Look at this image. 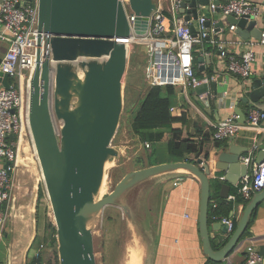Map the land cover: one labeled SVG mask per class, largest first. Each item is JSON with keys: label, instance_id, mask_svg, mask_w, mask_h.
<instances>
[{"label": "water", "instance_id": "water-1", "mask_svg": "<svg viewBox=\"0 0 264 264\" xmlns=\"http://www.w3.org/2000/svg\"><path fill=\"white\" fill-rule=\"evenodd\" d=\"M31 1L24 0L23 6ZM198 4L206 5L208 0L183 1L179 16L196 20ZM187 5L192 7L191 11L186 12ZM155 7V0H129L127 7L123 0H38V27L40 32L46 33L47 45L43 60L38 48L30 80L29 125L55 218L60 264H97L92 226L96 217L134 186L159 174L185 169L200 179V235L205 254L218 263L227 259L243 240L254 209L264 199L263 188L246 205L234 231H229L224 222L216 223L218 230L230 236L215 250L210 234L212 175L225 182L220 196L227 198L231 186L238 187L254 165L264 161L262 148L257 158L246 164L244 157L249 147L233 142V136L227 143L218 142L211 151L214 174L211 164L203 159H199L203 168L186 160L153 164L127 172L109 194L98 198L106 175V162L120 156V149L112 142L124 110V78L128 64L125 40L132 34L128 12L135 16V32L144 34ZM227 19L237 25L235 32L241 39L261 38L264 28L254 17L228 16ZM219 25L224 27V21ZM191 30L195 35L194 23ZM140 49L143 53L148 51L146 45ZM213 57L200 55L197 61L212 62ZM200 70L204 71V66ZM9 78L8 73L0 70L4 87H10ZM216 84V81L210 85L205 82L194 90L202 94L212 86L217 93ZM240 100L247 105L246 110L255 106L264 111V66L261 72L252 74ZM246 110L235 109L241 122L247 120ZM56 120L62 122L59 130ZM9 137L15 138L14 134ZM263 142L261 138L256 146L263 147ZM121 208L129 215L127 205L122 204ZM260 253L264 258V244L260 246Z\"/></svg>", "mask_w": 264, "mask_h": 264}, {"label": "built area", "instance_id": "built-area-1", "mask_svg": "<svg viewBox=\"0 0 264 264\" xmlns=\"http://www.w3.org/2000/svg\"><path fill=\"white\" fill-rule=\"evenodd\" d=\"M24 0H0V39L8 44V48L0 62V70L8 73L13 79L10 87L0 89V242L3 240L4 230L9 218L8 203L12 198L13 172L17 165V140L23 133L30 130L29 100L30 80L37 63V51L41 48V57L44 59L47 45V35L39 31L38 0H32L23 6ZM185 0H155L156 7L150 15L148 28L144 34H137L134 30L135 16L128 11V19L132 29L131 37L125 40L128 51L131 44L148 47L149 61L145 68V78L152 86L174 85L183 86L187 93L188 86L195 88L202 83H210L221 78L217 71L211 76L201 77L197 74L198 67H206V60L198 62V53L201 56L213 55V51H201L196 48L198 44L209 42L219 51L225 59V68L228 73L241 80L243 90L250 84L252 74L256 73L254 64L258 58L257 45H264V29L260 39H239L226 41L222 37L224 27L219 25L220 20L215 14L223 17L252 16L259 19L264 3L251 0H225L216 3L208 0L203 5L213 16L201 14L198 18L185 20L184 15L179 16L182 2ZM125 7L129 0H123ZM186 12L192 7L187 5ZM222 17V18H223ZM196 26V34L191 30V24ZM170 28L173 33L170 34ZM237 25L230 23L229 30L235 31ZM219 35V37H218ZM41 41V46H39ZM235 42L245 49L241 54L230 49L229 43ZM206 69V68H205ZM208 92V91H207ZM207 92L203 94H208ZM202 94V95H203ZM264 111L251 106L247 110L246 122L240 121V115L231 113L224 119L212 124L213 140L220 142L236 133L242 128H255L264 132ZM31 132V131H30ZM10 134L15 138L11 139ZM144 147L150 148L151 143L146 141ZM251 156L244 161L250 164ZM264 188V161L255 164L252 173L245 175L238 185L239 194L249 200ZM230 200L235 195L228 196ZM213 219L228 225L229 231L236 228L233 218L219 214V203L212 200ZM42 247V245L40 246ZM246 264H262L264 258L260 253L254 239L246 247ZM211 264V263H210ZM218 264H231L227 259Z\"/></svg>", "mask_w": 264, "mask_h": 264}, {"label": "crops", "instance_id": "crops-1", "mask_svg": "<svg viewBox=\"0 0 264 264\" xmlns=\"http://www.w3.org/2000/svg\"><path fill=\"white\" fill-rule=\"evenodd\" d=\"M251 1L264 3V0ZM198 9L201 14L205 13L210 15V17L213 16L211 12L201 4H198ZM214 16L220 21L223 20L225 23V31L222 32L223 34L220 38L226 41H235L239 39L235 31L229 30L230 22L227 17H223L220 14H215ZM258 21V25L264 28V8L261 11V16ZM171 33H173V28H170V34ZM211 45L204 43L203 45L198 44L196 47L201 49V51L211 50L214 55L212 62L206 60V69L204 68V71H201L200 67H198L199 73L197 74L201 77H206L218 71L221 78L216 81L217 93L213 91L212 86L208 91L209 93L207 92L208 94L202 93V95L195 91L198 98L197 103L191 101L190 105H186L188 107L189 120L184 127V135L191 136L196 140H201L205 137V142L204 149L199 156L189 154L185 156L184 160L194 162L199 167L203 168V163L199 162V159H203L204 162H209L211 164L212 174H214L215 164L213 160L210 162V153L218 142L213 140L212 133L214 127L212 124L226 118L231 113H236L235 109L237 107L246 110L247 105L240 100L244 96L241 80L237 76L228 73L225 68V59L219 55V51L215 46L211 49ZM229 46L232 51L238 54H241L245 49L235 42L229 43ZM7 48L8 44L0 39V58L3 57ZM256 51L258 53V58L254 64V68L256 73H259L264 66V45H257ZM200 55L201 54L198 53V56ZM9 81L11 83L13 79L9 78ZM211 83L212 82H210L209 85ZM3 87V81L0 80V89ZM205 95H208L209 99H203ZM182 105L185 104H183L177 94L174 98V106L181 107ZM233 137V142L249 147V152L246 154L247 157L251 156L252 158H257L260 150L264 148V144L263 147L256 146V143L261 138L264 140V132H258L255 128H242L238 133L233 135ZM21 138V140H17V148L19 149V144L24 140L22 143L26 144L28 150L30 148V142L27 139V133H23ZM228 141H230V137L220 142L227 143ZM154 147L157 149L156 157H154L155 160L150 161L149 158L146 157L145 164L142 167L165 162H174L169 154L166 140L155 144L151 142V147H144V149H151ZM250 173H252V171H250L249 174ZM211 178V202L212 200H217L218 203L220 201L226 202L227 208H219V214L233 218L237 226L246 205L252 198L249 200L243 198L238 192V187L234 185L231 186L229 195H235L236 198L234 200H230L229 197L223 198L220 196V189L221 185L225 182L221 181V178L218 180V178H215L213 175ZM139 184L134 186V188L137 187V190L134 192L131 203L125 202L124 200L122 202V204L128 206L129 210L128 215L124 213V210L121 208L123 216L127 219L126 223L129 230V239L126 244L127 253L122 264H128L127 260L130 249H135L139 254L140 260L138 264H210L209 258L204 252L203 241L200 235V179L188 170L179 169L150 177ZM32 188L33 192L30 194L33 197L32 204L34 207L32 206V210H29L25 205L26 196L21 195L18 197V202L15 203L16 208L12 209L11 212L9 211V217L13 214L12 222L16 224L15 228L12 224V236L13 232L17 236L19 235V233H17L18 231L21 232L26 228L27 222L25 216L27 214L33 218V229H35L41 186L37 188L35 183ZM23 205L25 206L23 207ZM212 215L213 210L210 204L211 243L213 248L218 250L223 246L224 242L228 240L230 234L217 229L216 223L218 220L213 219ZM32 232V238L26 250L23 252L21 251L24 247L20 249V253H13L11 250L13 249V245L12 242H10V249H8V264H12V261H15L16 264H25L28 249L35 231L33 230ZM244 234L245 237L242 238L243 240L227 258L231 264H246V247L251 239L255 240L259 250L260 246L264 244V199L254 209ZM13 240L11 239V241ZM24 246H26L25 242ZM17 260H20V263H17ZM262 264H264V260Z\"/></svg>", "mask_w": 264, "mask_h": 264}, {"label": "rangeland", "instance_id": "rangeland-1", "mask_svg": "<svg viewBox=\"0 0 264 264\" xmlns=\"http://www.w3.org/2000/svg\"><path fill=\"white\" fill-rule=\"evenodd\" d=\"M148 61V54L141 52L140 46L132 43L131 48L128 51V64L124 78V110L130 106L126 99V94L129 93V96L130 94H133L132 102L135 103L133 106L135 109V107L139 106L140 98L146 87L151 86L145 80V68ZM176 88L177 94L179 95L183 104L190 105L191 101L197 103L198 98L192 86H188L187 93L185 92L183 86H176ZM124 110L123 112H125ZM61 124V121L56 120V126L58 130L60 129ZM120 124H123V127L119 133L117 131L118 134L116 133L112 142L113 146L120 149V156L113 157L114 166L109 168L106 172L107 190L102 195L100 194L101 196L98 198H103L109 194L114 189L117 182L127 172L141 168L145 164L146 157H148L150 161L155 160L154 157L157 152L156 149H144L143 143H141L139 139L134 136L131 131H129L128 119L124 113H122ZM27 139L30 142V148L28 149V153L22 159H18L17 165L13 172L12 198L8 203V207L9 211L11 212L12 209L16 208L15 203L18 202V197L25 195V205L30 210L33 206V197L30 195L31 192H29V185L33 187L36 183L37 188L41 186L43 190V197L38 203L41 214L40 223L38 226V223L35 221L36 226L35 229H33V218L27 214L25 216V220L27 222L26 228L21 232L18 231L17 233H19V235L17 236L13 232L12 236L11 227L13 224L15 228L16 224L12 222L13 214H11L6 224V226L8 225L9 227V238L7 240L5 239L4 243L0 244V257H4L6 264H8V249H10V242H12L13 245L15 239L18 238H20V247H24L23 250L20 251H25L32 238V231L34 230L35 235L33 236L32 242L28 249L25 264L27 262V257L29 256L35 257L36 259H41V264H60L57 231L55 232L53 228L47 223V218L51 219V221L53 220L52 222H54V218L49 216L51 212L53 213L52 207L50 205V199L45 187V182L43 180V173L41 175V167L37 162V154L32 149V142L29 135ZM23 159L27 161V165L21 166L20 163ZM136 190L137 187H133L128 193L123 195L114 206L121 208L123 200L125 202H130L133 199L134 192ZM114 206H107L101 213H99L92 223L94 229L97 264H122V261L124 260V257L127 253L126 244L129 239V230L126 223L127 219L123 216L122 210L120 211V216L119 214L117 215L114 214L115 212H113L115 218L109 217L108 212ZM11 239L14 240L11 241ZM16 242L17 248L19 249L18 240H16ZM24 242L26 243V246H24ZM41 245L42 247H40ZM13 249L11 250L14 253ZM17 263H20V260H17ZM12 264H16V262L12 261Z\"/></svg>", "mask_w": 264, "mask_h": 264}, {"label": "trees", "instance_id": "trees-1", "mask_svg": "<svg viewBox=\"0 0 264 264\" xmlns=\"http://www.w3.org/2000/svg\"><path fill=\"white\" fill-rule=\"evenodd\" d=\"M205 43L209 44V42ZM210 47L213 49V45ZM145 80L147 81L146 78ZM176 96L177 88L174 85H151L146 87L140 98V104L138 107H135V109L133 108L135 103L132 102L133 94H130V96L129 93L126 94V99L130 106L127 107L123 113L128 119L129 131H131L141 143L148 141L155 144L157 142L166 140L168 143V151L171 159L173 161H180L184 160L185 156L189 154L199 156L204 149L205 137L201 140H196L191 136L184 135V127L189 120L188 107L186 105L175 107L174 98ZM122 127L123 124H120L118 133ZM42 197L43 190L40 188L39 200H41ZM219 208L226 209L227 203L220 201L217 211L218 213ZM121 210V208H117L115 206L112 207L108 212L109 217L115 218L113 212H115L114 214H119L120 216ZM40 215L41 214L38 205L36 216L38 226L40 223ZM48 219L49 218H47L48 225L56 232V225L51 221V219ZM243 237H245V234ZM8 238L9 227L6 226L3 240L0 242V244L4 243L5 239L7 240ZM209 263L218 264V262L212 261L210 259ZM0 264H6L4 257H0ZM26 264H41V259H36L35 257L29 256L27 257Z\"/></svg>", "mask_w": 264, "mask_h": 264}, {"label": "bare ground", "instance_id": "bare-ground-1", "mask_svg": "<svg viewBox=\"0 0 264 264\" xmlns=\"http://www.w3.org/2000/svg\"><path fill=\"white\" fill-rule=\"evenodd\" d=\"M27 135H29L30 136V140H31V142H32V149H33V151L34 152H36V149H35V146H34V143H33V141H32V135H31V132H30V130L28 129L27 130ZM21 139H23V138H21ZM20 139V140H21ZM24 140H22L21 141V143L19 144V149H18V159L19 158H23L27 153H28V150H27V147H26V144L24 143H22ZM37 154V153H36ZM18 159H17V162H18ZM37 162H38V165H40V162H39V160H38V156H37ZM21 166L22 165H27V161L25 160V159H23L22 161H21ZM37 165V166H38ZM114 166V160H113V158L112 159H110V160H108L107 162H106V166H105V170H106V172H107V170L109 169V168H111V167H113ZM41 167V166H40ZM41 171V175H42V169L40 170ZM106 175H105V177H104V180H103V183H102V186H101V188H100V191H99V196L98 197H100L103 193H105L106 192V190H107V182H106ZM140 185V184H139ZM29 191L30 192H33V188H32V186H30L29 185ZM132 193V192H131ZM101 194V195H100ZM129 196H131V195H129ZM129 200H130V198H129ZM130 203H131V201H130ZM26 204V203H25ZM51 204V203H50ZM24 207V206H23ZM25 210V209H24ZM26 212V211H25ZM22 214V213H21ZM24 215V214H23ZM17 217H19V216H17ZM50 217L51 218H54V214L51 212V214H50ZM21 218H23V217H21ZM53 221V220H52ZM54 224H55V218H54V222H53ZM35 235V234H34ZM16 240H18V242H19V249L17 248V242H16ZM138 240V239H137ZM143 246V245H142ZM13 247H14V253H17V252H19L20 251V249H21V247H20V238H18V239H15V241H14V243H13ZM132 248V247H131ZM141 249V248H140ZM20 253V252H19ZM139 260H140V256H139V254L137 253V251L135 250V249H130V251H129V253H128V264H138L139 263Z\"/></svg>", "mask_w": 264, "mask_h": 264}]
</instances>
